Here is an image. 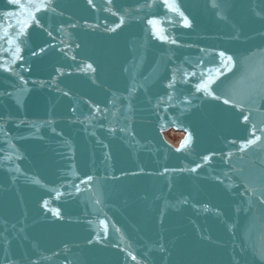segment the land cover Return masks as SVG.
Instances as JSON below:
<instances>
[{
    "label": "water",
    "instance_id": "obj_1",
    "mask_svg": "<svg viewBox=\"0 0 264 264\" xmlns=\"http://www.w3.org/2000/svg\"><path fill=\"white\" fill-rule=\"evenodd\" d=\"M0 264H264V0H0Z\"/></svg>",
    "mask_w": 264,
    "mask_h": 264
},
{
    "label": "snow or ice",
    "instance_id": "obj_2",
    "mask_svg": "<svg viewBox=\"0 0 264 264\" xmlns=\"http://www.w3.org/2000/svg\"><path fill=\"white\" fill-rule=\"evenodd\" d=\"M89 2H91V0H89ZM45 6H46V5H45ZM37 10H39V9H37ZM174 10H177V11H178V8H175V7H174ZM181 15H182V13H181ZM33 18H34V17H33ZM37 23H38V21H37ZM186 23H187V21H186ZM220 55H221V56H224V53L221 52ZM227 59H228L229 61H231V60H232V57L229 56V57H227ZM224 103H225V104H228L229 101H228V100H225ZM244 119H245V121H247L248 117L245 116ZM259 140H260V137H256L254 140H248V141H247V144H248V145H253V144H255V143H256L257 141H259ZM205 159L207 160L208 158L205 157ZM89 179H91V178H89ZM133 258L135 259V257H133Z\"/></svg>",
    "mask_w": 264,
    "mask_h": 264
},
{
    "label": "rangeland",
    "instance_id": "obj_3",
    "mask_svg": "<svg viewBox=\"0 0 264 264\" xmlns=\"http://www.w3.org/2000/svg\"><path fill=\"white\" fill-rule=\"evenodd\" d=\"M166 136L173 143H177L181 137V132L170 130L166 132Z\"/></svg>",
    "mask_w": 264,
    "mask_h": 264
},
{
    "label": "bare ground",
    "instance_id": "obj_4",
    "mask_svg": "<svg viewBox=\"0 0 264 264\" xmlns=\"http://www.w3.org/2000/svg\"><path fill=\"white\" fill-rule=\"evenodd\" d=\"M181 135H182V133H181ZM167 137V136H166Z\"/></svg>",
    "mask_w": 264,
    "mask_h": 264
}]
</instances>
